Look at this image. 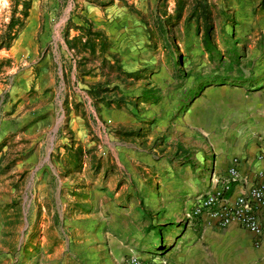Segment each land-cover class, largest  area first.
<instances>
[{"label": "rangeland", "instance_id": "rangeland-1", "mask_svg": "<svg viewBox=\"0 0 264 264\" xmlns=\"http://www.w3.org/2000/svg\"><path fill=\"white\" fill-rule=\"evenodd\" d=\"M79 1L0 0V41L17 31L0 49V213L20 264H106L111 199L158 223L156 167L210 160L241 123L228 108L264 85V0H92L106 51L76 30Z\"/></svg>", "mask_w": 264, "mask_h": 264}, {"label": "crops", "instance_id": "crops-1", "mask_svg": "<svg viewBox=\"0 0 264 264\" xmlns=\"http://www.w3.org/2000/svg\"><path fill=\"white\" fill-rule=\"evenodd\" d=\"M79 2L78 11H89L86 19L91 21L90 16L98 11L99 6L92 0ZM116 2L114 0L107 11H113ZM228 109L241 123H235L225 133L212 137L215 151L210 160L205 161L210 165H204V160L203 164L187 161V167L180 169V175L175 174L179 167L174 165L156 167V177L160 175L164 183L162 188L159 185L161 189L156 196L158 205L152 194L150 197V202L156 205L160 215L156 219L158 223L145 217L134 198L126 197L123 203L111 199L108 204L110 210L102 212V218L107 222L100 228L98 236L102 247L109 252L110 261L106 264H121L123 259L130 256L141 260L158 256L166 264H264V239L256 238L236 224L221 228L215 223H208L205 214L186 220L182 218L194 209L197 198L216 188L211 178L222 177L231 159H239V172L247 182L253 180L258 170L264 172V85L249 99L243 97ZM239 114L241 119H238ZM190 167H212V177H203L199 168ZM245 184L233 185L224 195L225 198L232 202L245 190ZM3 216L0 213V264H20L23 253L19 249L20 231L13 226H5L7 219ZM174 220L176 225H180L171 232L164 230L165 226L171 224L169 221ZM157 228L160 243L155 247L153 243Z\"/></svg>", "mask_w": 264, "mask_h": 264}, {"label": "built area", "instance_id": "built-area-1", "mask_svg": "<svg viewBox=\"0 0 264 264\" xmlns=\"http://www.w3.org/2000/svg\"><path fill=\"white\" fill-rule=\"evenodd\" d=\"M239 159L233 158L222 177H212L211 183L216 188L197 198L189 218L205 214L208 223L218 227L236 224L249 231L258 239H264V172L258 170L252 181L247 182L239 172ZM246 183V184H245ZM245 184V190L232 201L225 194L233 185ZM244 187V186H242ZM121 264H166L161 257L141 260L136 256L123 259Z\"/></svg>", "mask_w": 264, "mask_h": 264}, {"label": "trees", "instance_id": "trees-1", "mask_svg": "<svg viewBox=\"0 0 264 264\" xmlns=\"http://www.w3.org/2000/svg\"><path fill=\"white\" fill-rule=\"evenodd\" d=\"M24 16L26 17L27 16V11L24 13ZM84 20V22H85V26H86V28L85 27H83L84 25H78V26H75V28H76V30H78L79 32H81V33H84V32H86V37L88 38L89 36H91V35H94V36H96V37H99L101 40H98V44L100 45V47L104 50L105 49V51L107 50L106 49V44H108V41L105 39L106 37H104L103 35H104V33L102 32V31H100V30H95V29H93L94 27L92 26V25H88V23L87 22H89V24L91 23L90 21H88L87 19H83ZM13 26H14V24H11V25H9V29L11 30L12 28H13ZM20 29H22V25L19 27V30ZM9 33H11V31L9 32ZM9 33H8V35H7V39L6 38H4L2 41H0V49H3V48H9L10 46H11V42H10V40H13V39H15L16 38V36H17V31L15 32V33H12V36H10L9 35ZM87 35H89V36H87ZM210 36V35H209ZM208 35H207V37H209ZM80 39V35L79 36H77V37H74L73 39H71V41H69V42H67L68 43V48H69V50H71V51H75V44L77 43V41ZM87 43L90 45V47L92 48V50H93V52H94V47H95V43L91 40V39H89L88 41H87Z\"/></svg>", "mask_w": 264, "mask_h": 264}]
</instances>
